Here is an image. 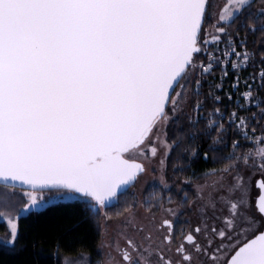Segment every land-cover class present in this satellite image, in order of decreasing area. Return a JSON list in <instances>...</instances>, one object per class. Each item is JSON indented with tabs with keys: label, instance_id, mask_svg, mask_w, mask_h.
I'll list each match as a JSON object with an SVG mask.
<instances>
[{
	"label": "snow or ice",
	"instance_id": "obj_1",
	"mask_svg": "<svg viewBox=\"0 0 264 264\" xmlns=\"http://www.w3.org/2000/svg\"><path fill=\"white\" fill-rule=\"evenodd\" d=\"M252 4L226 0L222 10L209 13L210 0H0V222L9 230L4 244L14 246L19 228L17 218L4 221L3 209H15L20 216L78 204L95 215L118 202V194L145 172L138 158H155L157 144L167 155L175 141L169 144L159 133L189 102V86L198 95L202 77L214 66L222 67L221 79L228 75L223 66L229 55L240 58L231 62L233 69L253 56L244 45L237 51L220 26L247 12L245 27L264 31V8L254 16ZM206 15L214 21L210 38L204 30ZM256 16L258 25L250 22ZM221 44L226 46L222 56L206 51ZM258 75L264 77V69ZM247 87L246 100L252 86ZM193 106L199 110L201 102ZM213 123L209 119L208 126ZM241 127H246L245 118L237 122ZM259 143L264 145V137ZM256 152L264 175V147ZM243 163L248 164L247 155ZM234 167L235 162L221 171L229 174ZM251 183L239 171L230 181L228 175L214 181L208 206L215 209L220 203L228 213L221 228H211L221 241L218 247L209 239L202 249L192 232L184 237L213 264L222 249L234 252L224 264H264V178L255 181L254 203ZM16 198L23 200L22 207H16ZM156 227L167 229L163 240L170 244L173 221L164 219ZM143 230L141 225L138 231ZM120 235L125 239L123 247L116 244L120 261L111 258L107 264H151L153 256L173 264L162 252L150 251L151 245L141 252L133 239ZM175 252L181 257L176 264H191L192 253L184 244ZM81 255L72 264H90Z\"/></svg>",
	"mask_w": 264,
	"mask_h": 264
},
{
	"label": "trees",
	"instance_id": "obj_2",
	"mask_svg": "<svg viewBox=\"0 0 264 264\" xmlns=\"http://www.w3.org/2000/svg\"><path fill=\"white\" fill-rule=\"evenodd\" d=\"M216 1L210 0L209 13ZM261 8H264V0H253L254 16ZM246 15L247 12L220 26L226 27L237 51H241V45H244L253 56L247 65L241 64L239 70L223 66L228 73L223 79L222 67L214 66L212 73L202 77L198 95L189 86L188 110L182 109L178 117L164 128L168 143L175 141L167 153L164 170L171 185L168 188L149 186L141 196L140 204L145 210L156 211L164 204L175 202L180 217L185 218L190 213L189 202L194 196L192 184L244 159L245 155L256 150L255 144L259 142L256 140L264 137V86H261L264 77L258 75L264 69V60L261 59L264 56V31L247 29ZM211 22L206 15L204 29L211 26ZM250 22L258 25L259 17ZM215 47L214 52H217L226 46ZM197 59L205 60V57ZM234 83L236 87L232 86ZM247 85L252 87L251 97L246 100L242 94L249 91ZM217 96L219 100L215 99ZM196 102H201L199 110L193 106ZM232 113H236L235 118ZM240 118H245L246 127L238 129ZM209 119L215 121L211 127L208 126ZM234 141L238 144L235 148ZM205 153L208 154L206 159ZM134 184L118 194V202L114 201L95 215L87 214L78 204H58L40 213L18 216L19 231L14 246L0 241V264H63L66 257L79 259L81 254L89 258L90 264L102 262L103 224L119 220L128 212L126 209L131 210L137 205L139 198L133 191ZM178 184L183 187L180 192H177ZM105 216L110 218L105 219ZM7 233L6 223L0 222V236Z\"/></svg>",
	"mask_w": 264,
	"mask_h": 264
},
{
	"label": "rangeland",
	"instance_id": "obj_3",
	"mask_svg": "<svg viewBox=\"0 0 264 264\" xmlns=\"http://www.w3.org/2000/svg\"><path fill=\"white\" fill-rule=\"evenodd\" d=\"M226 3V0H217L216 4L214 6L215 9L222 10L224 4ZM213 8V9H214ZM212 9V11H213ZM212 20V19H211ZM214 21L212 20L211 26L205 28L207 34H209V38L211 34L214 33L213 28ZM205 33L202 32V36ZM215 46H208L206 49L209 50V52L214 51ZM216 48V47H215ZM217 50V49H216ZM206 62V60H205ZM188 104L182 106L183 110H188ZM165 126L161 128L160 135L166 139L165 135ZM259 141V140H256ZM159 151L158 155L155 158H150L148 160H144L142 157L138 158V161H141L145 165V172L140 174L138 178L136 179V182L133 187V191L137 194L139 198V202H137V205L131 209V213L134 215L129 214L127 212L124 216L119 218L117 221H111V222H105L103 224V236H102V243L100 246V251L103 256L102 262L104 264H107V261L111 258H115V261H120V256L116 251V244L117 241L119 242V245L125 244V239L121 238V233H123L124 236L127 238L133 239V241L136 244H139V246H143L144 242V231L146 230L147 224H149V218L151 214L146 213V210L142 208L141 206V196L143 195L144 191L151 185H162L165 188H168L171 185V182L167 180L164 176V170L165 166L163 168L160 167V160L164 158L166 160L167 155H165V149L160 147L159 144H157ZM256 150L259 147H264V145H261L259 142H256L255 144ZM256 150L249 153L248 156V164H244L243 160L238 161L236 164H238V167H234L231 173L225 174L223 172H219L216 174L207 175V177L203 181H199L192 184V188L194 190V199L193 202L194 205H191L192 214L197 216L199 218L198 222H201L204 226L207 225L203 221V218L211 217V224L213 226H216L218 229L221 228L223 219L228 215L227 209L224 207V205L217 203L215 209L208 206V199H209V193H213V189L215 187L214 181H216L218 178L228 175L229 181L231 180V176L235 174L236 171H239L242 175L245 176V179L248 180L251 178V197L253 200V203L255 202V199L258 196V190L255 188V181L259 180L261 178H264V175L260 173L259 164L262 162L260 160V157L257 155ZM252 173H256V175H252ZM163 178V179H161ZM182 185H177V192L182 191ZM21 190V189H19ZM23 206V200L16 198V207H22ZM203 207L204 211L200 212L199 209ZM167 210L170 212L172 210L171 208L165 207L164 210ZM5 211V217L4 221L7 220L8 216H11L13 218H18L17 212L15 209H12L9 211L7 208L3 209ZM168 213V212H167ZM160 214H158L156 217H159ZM6 223V222H5ZM133 224L135 226H144L143 231H138L139 228H133ZM7 225V224H6ZM8 228V227H7ZM9 236V230L6 236H0V241L3 242V238ZM211 236L214 240L213 248H216L220 245L221 241L218 238H215L213 234L211 233ZM252 236H248L247 238H250ZM244 237H241L243 239ZM211 239V237L209 238ZM4 243V242H3ZM211 252L212 249H209ZM232 251H225L221 250L220 252L216 253V261L215 264H224L225 260H227L230 257V254ZM82 259V256L79 259H70V264L72 262H75L77 260ZM64 264V262H63ZM122 264V262H121ZM197 264H213L212 260H209L206 256H203V260L201 262H198Z\"/></svg>",
	"mask_w": 264,
	"mask_h": 264
},
{
	"label": "flooded vegetation",
	"instance_id": "obj_4",
	"mask_svg": "<svg viewBox=\"0 0 264 264\" xmlns=\"http://www.w3.org/2000/svg\"><path fill=\"white\" fill-rule=\"evenodd\" d=\"M193 197L189 202L190 213L185 218L180 217V209L175 202H172L167 205L164 204L160 206V208L156 211H150L146 209V213L151 215L149 218L150 223L147 224L146 226V230L144 231V236H146L148 233H151V239L150 240L143 239L144 244L141 247V252H143L144 247H148L149 245H151L150 251L162 252L166 258L171 259L173 261V264H176V261L181 260V257L175 252V249H177L181 244H184L186 251L192 253L193 259L191 264H197L198 262H201L203 260L204 255H202V253H196L194 251L195 246L187 244L184 237L189 232H192V234L196 237L197 243L201 246V248L202 249L207 248L208 247L207 241L209 240V238L211 237V239L213 240L211 236V228L213 227V225L211 224L212 216L203 218V221L207 223L206 226H204L201 222H198L199 218L193 215L192 214L193 212L191 210V205H194V203H192L194 199ZM165 207L171 208L172 210H170V212L167 211L166 209L164 210ZM158 214H160L159 217H156ZM164 219L172 220L174 225L172 232V240L170 244H165L163 240L164 236L167 235V229L160 228L159 230H157L156 227L160 225V223ZM140 226H136L135 228H139ZM197 226L201 228L200 233H196L194 231V229ZM205 231H207L208 233L207 236H205ZM124 245L125 244L120 246L123 247ZM137 245L139 246V244ZM151 264H163V261H159L156 256H153Z\"/></svg>",
	"mask_w": 264,
	"mask_h": 264
},
{
	"label": "built area",
	"instance_id": "obj_5",
	"mask_svg": "<svg viewBox=\"0 0 264 264\" xmlns=\"http://www.w3.org/2000/svg\"><path fill=\"white\" fill-rule=\"evenodd\" d=\"M223 49H224V48H222V51H223ZM222 51L219 50V51H217L216 53L222 55ZM211 52H214V51H211ZM222 58H223V57H222ZM226 59L228 60L229 63H228V64H225L224 66L227 65V66L230 68V70H239V69L241 68V65L239 66L238 69H233V68L231 67V62L235 61V62L239 63V59H238L237 57H235V55H229Z\"/></svg>",
	"mask_w": 264,
	"mask_h": 264
},
{
	"label": "water",
	"instance_id": "obj_6",
	"mask_svg": "<svg viewBox=\"0 0 264 264\" xmlns=\"http://www.w3.org/2000/svg\"><path fill=\"white\" fill-rule=\"evenodd\" d=\"M138 162H141V161H138ZM135 182H136V181H135ZM135 182H134V183H135ZM134 183H133V184H134ZM133 184H132V185H133ZM132 185H131V186H132ZM131 186H130V187H131ZM9 187H10V186H9ZM130 187H127L126 190L129 189ZM126 190H124V191H126ZM124 191H123V192H124ZM256 199H258V196H257ZM250 238H253V237H250ZM232 254H234V252H233ZM232 254H231V255H232ZM231 255H230V256H231ZM228 259H230V257H229Z\"/></svg>",
	"mask_w": 264,
	"mask_h": 264
}]
</instances>
